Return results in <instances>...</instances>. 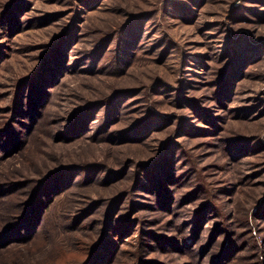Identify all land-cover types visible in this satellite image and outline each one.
Returning a JSON list of instances; mask_svg holds the SVG:
<instances>
[{
	"label": "trees",
	"instance_id": "trees-1",
	"mask_svg": "<svg viewBox=\"0 0 264 264\" xmlns=\"http://www.w3.org/2000/svg\"><path fill=\"white\" fill-rule=\"evenodd\" d=\"M246 1L239 0L238 6L226 10L223 26L210 29L227 26L229 32L238 21L255 23L252 16L261 21L264 15L248 10ZM5 2L0 6V58L9 55L3 37L15 26L21 3ZM171 2L163 3V15ZM143 20L149 22L151 16L137 14L126 25L101 33L92 52L70 64L66 48L68 42L76 41L75 26L41 60L35 74L19 79L16 88L23 86L8 108V121L0 124V151L7 155L4 158L16 160L1 166L0 154V264H150L146 257L154 243L165 253L174 251L180 264H264L252 235L251 208L247 207L249 201L251 207L257 206L261 195L254 197V192L246 194L242 188L244 196L237 199L232 213L222 198L225 190L208 182L188 155L181 159L175 150L182 148L174 141L162 142L152 156L134 149L149 146L150 127L156 121L150 119L162 118L147 86L115 89L94 100L84 99L82 106L65 112L70 88L64 78L67 72L73 74L86 65L87 70L79 71L101 72L105 58L110 59L113 73L122 71L128 56L134 55L129 46L136 42L139 46L134 41L138 37L132 42L127 36ZM236 36L235 29L230 31L223 48L206 60L214 64L204 66L210 75L206 81L209 99L217 105H225L232 84L247 73L246 66L259 62L264 54V41L251 44L253 34ZM157 45H161L160 57H169L177 47L165 34ZM138 95H144L150 110L142 120H134L136 110L119 102ZM172 101L179 103L180 99ZM183 101L207 127L197 131L222 144L220 150L231 163H240L256 152L260 142L233 127L225 129L221 126L224 118L210 116L211 111L201 105L191 106L190 100ZM253 101V113L264 111V99L261 104L257 98ZM126 119L129 123L117 128ZM175 121L174 115L167 116L160 124L171 127ZM183 121L178 118L177 129L183 135L191 133ZM71 144H78L79 151L71 150ZM255 174L264 175V164ZM253 175L247 176L242 187ZM185 203H192L193 208L183 217ZM263 211L264 207L259 213ZM169 223L171 236L158 237L142 228L143 224H160L165 229Z\"/></svg>",
	"mask_w": 264,
	"mask_h": 264
},
{
	"label": "rangeland",
	"instance_id": "rangeland-1",
	"mask_svg": "<svg viewBox=\"0 0 264 264\" xmlns=\"http://www.w3.org/2000/svg\"><path fill=\"white\" fill-rule=\"evenodd\" d=\"M20 2L15 26L11 27L7 38L3 37L5 38L3 44L9 49V55L1 57L3 60L0 63V124L4 125L8 121L10 116L8 108L23 86L21 84L20 87L19 84V88L18 86V89L16 88L19 79L33 72L35 74L41 60L48 57L53 46L59 43L67 30L76 26L74 29L76 41L68 42L69 46L66 49L69 50L70 64L78 63L87 52H92V46L101 33L126 25L137 14L151 16L149 22L145 20L138 22L139 28L133 29L132 34L127 36L133 38L132 42L138 37L134 41H138L139 46L137 42L135 46L133 43L129 46L131 50L128 51L134 55L128 56L122 71L113 73L114 70L110 69V59L105 58L101 72L79 71L87 70V65L73 74L67 72L64 78L67 79L70 88L67 92L68 104L64 108L65 112H72L82 106L84 99L94 100L115 89L147 86L152 105L157 113L162 114V118L150 119L156 121L150 127L152 132L148 139L149 146L146 148L136 146L134 149L140 155L147 152V155L152 156L162 142L174 141L182 148V151L175 150L181 159L188 155L191 162L196 161L197 171L203 170L201 174L207 177L208 182L217 183L225 190L222 198L226 200L232 213L236 212L237 199L244 196L242 188L246 194L254 192V197L261 195L257 206L251 207L252 201L248 200L247 207L251 208L249 219L252 235L255 236V241L264 256V219L261 217L263 215L258 216L260 209L264 207V175L255 174L262 170L264 164V111L259 114L253 113L255 110L251 105L256 102L253 101L256 98L258 104L264 99V54L259 62L246 66L244 72L247 73L240 75L239 80L232 84V91L225 105L210 102V90L206 85L210 75L204 68L207 64H214L206 61L207 58H213L218 50L223 48L224 40L234 29L236 37H241L243 33L248 37L253 34L255 40L251 44L259 41L262 43L264 18H261V22L252 16L255 23L238 21L236 25L230 26V31L227 32V26L218 29H210V26H223L227 21L226 10L238 6L239 0H192V3L188 0H172L165 7V15L162 9L165 0H20ZM2 3L3 0H0V6ZM244 6L248 10L264 15V0H247ZM164 34L177 45L169 57L159 56L158 49L161 45L157 44ZM73 70L75 71L76 67ZM175 98H179L180 102H173ZM120 100V104L128 103L127 109L136 110L134 120H142L150 112L146 107L147 100L144 95L130 99L124 97ZM183 100H190L191 106L201 105L202 108L210 110V116L215 114L214 116H218L220 120L224 118L221 126L225 129L233 127L252 137L255 142H260L256 152L242 158L240 163H231L232 161L220 150L222 144L214 142L206 133L197 131L207 127L198 120L192 112L193 109ZM173 115L176 121L171 127H162L160 123L163 118ZM178 118H184L183 123L191 133L183 135L179 132ZM128 123V119L121 120L117 128ZM70 149L79 151V146L71 144ZM1 152L0 156L3 157L1 166L16 163L14 159L4 158L7 155ZM251 174L254 175L249 178L247 185L242 187V182ZM188 208H193V204L185 203L182 206L183 217L187 216ZM259 214H264V211ZM149 216L150 214H147L146 218ZM157 216L162 218L158 214ZM255 216L258 218L255 219ZM169 225L170 223L163 229L160 224L152 227L143 224L142 228L158 237L171 236L167 230ZM122 248L133 250L126 245ZM151 249L152 252L146 257L150 264L182 262L174 251L165 253L157 249L156 243Z\"/></svg>",
	"mask_w": 264,
	"mask_h": 264
}]
</instances>
